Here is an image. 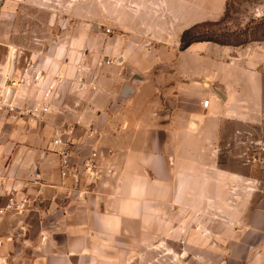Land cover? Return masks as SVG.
Segmentation results:
<instances>
[{
    "label": "crops",
    "instance_id": "obj_1",
    "mask_svg": "<svg viewBox=\"0 0 264 264\" xmlns=\"http://www.w3.org/2000/svg\"><path fill=\"white\" fill-rule=\"evenodd\" d=\"M23 1L0 0V97L17 48L12 106L49 110L30 120L0 109V208L28 200L22 213L0 214V264H264V188L250 185L264 182L255 174L264 164V41L181 47L226 0H108L119 31L108 32V81L91 92L75 59L95 57L96 38L84 36L79 52L20 48L7 8ZM125 75L134 92L120 98ZM46 77L55 97L42 92ZM61 129L82 154L102 153L100 181L60 175L50 143Z\"/></svg>",
    "mask_w": 264,
    "mask_h": 264
},
{
    "label": "rangeland",
    "instance_id": "obj_2",
    "mask_svg": "<svg viewBox=\"0 0 264 264\" xmlns=\"http://www.w3.org/2000/svg\"><path fill=\"white\" fill-rule=\"evenodd\" d=\"M74 2L77 5L75 4L73 7L72 4L74 3L68 5L69 0H24L22 5L16 4L7 8L15 16V29L12 27L11 32L13 31L12 34L14 33L15 35H13L16 36L17 46L20 48L31 47L34 50L46 47L52 49L56 45L60 47L69 45L75 52H79L80 48H83L82 40L84 36L96 38L95 57L90 60H82L77 57L75 61L80 64V71L77 72L78 76L76 77L81 83H83V79L87 78L90 91L98 92L99 85H104L105 80L108 81V32L117 33L119 29L108 21V0H76ZM65 16L68 19H63ZM190 37L194 40H219L233 46L260 44V42L264 41V0H226L222 16L216 21H206L192 26ZM56 60L57 62L54 61L56 65L53 63L51 67L60 65L63 61H59L58 58ZM42 61L34 56V62L37 66L40 67ZM44 61L45 74L47 76L53 75L51 69L47 71L48 63L46 60ZM116 63L121 62L118 61ZM67 76L71 77L72 73L68 72ZM7 77L5 78L4 88L8 87L6 84ZM118 78V85L120 82H126L127 79L126 75ZM134 81L131 80L130 83L137 86ZM127 82L129 81L127 80ZM48 83V77H46L42 92L46 96L55 97L56 88H50ZM34 90L37 95L38 91H41L39 88ZM7 94L8 90L6 89L3 96L5 101ZM258 137H262L261 146L263 147L264 135ZM255 174L258 179L264 181V164L258 166ZM237 185L224 184L226 191L228 186L231 190H234ZM250 185L256 193L261 192L264 188V182L259 184L257 181ZM162 217L168 218L166 215ZM175 218L174 222L176 223L188 221L184 215H177ZM216 218L211 215L207 221L212 224L215 223ZM225 219L228 224H232V216H225ZM197 220L198 217L194 216L193 221L196 222ZM214 237L216 235L210 234L209 239ZM209 249L215 252L217 250L215 246ZM159 252L162 254L164 248L161 247ZM158 264L170 263L166 258L165 260L161 258Z\"/></svg>",
    "mask_w": 264,
    "mask_h": 264
},
{
    "label": "built area",
    "instance_id": "obj_3",
    "mask_svg": "<svg viewBox=\"0 0 264 264\" xmlns=\"http://www.w3.org/2000/svg\"><path fill=\"white\" fill-rule=\"evenodd\" d=\"M204 106L209 105V100H204ZM7 108L9 112H16L18 116L27 119L39 118L43 112L49 110L46 104H24L19 108L12 106V103H6L5 98L0 97V109ZM52 138L51 145L60 159V175L63 178L74 177L77 180L84 179L90 184L100 181L105 173V168L102 166V153L98 149H92L87 154H82L80 149L76 147L72 132H67L64 129ZM1 189V183H0ZM27 199L23 198L21 204H17L13 198H9L4 208H0V214L7 210H15L22 213L25 210Z\"/></svg>",
    "mask_w": 264,
    "mask_h": 264
},
{
    "label": "water",
    "instance_id": "obj_4",
    "mask_svg": "<svg viewBox=\"0 0 264 264\" xmlns=\"http://www.w3.org/2000/svg\"><path fill=\"white\" fill-rule=\"evenodd\" d=\"M17 60H18V49L15 48L13 50L11 66H10V70H9L8 77H7L8 79H7V82H6L7 86L10 87V92L7 94V98H6V102L7 103L12 101V98H13L14 93H15V89L12 88L11 86L13 84L12 77L14 75V72L17 69ZM123 85H124L123 89H122V91L120 92V95H119L120 98H126L129 94L134 92V88L129 83L124 82Z\"/></svg>",
    "mask_w": 264,
    "mask_h": 264
},
{
    "label": "trees",
    "instance_id": "obj_5",
    "mask_svg": "<svg viewBox=\"0 0 264 264\" xmlns=\"http://www.w3.org/2000/svg\"><path fill=\"white\" fill-rule=\"evenodd\" d=\"M190 33H191V28L184 32L182 39H181V47L182 48H186L188 45H190L194 41H199V40H194L193 38H191ZM202 40H204V39H202ZM206 40L215 41V42H218L221 44H228V43L220 42L219 40H214V39H206ZM240 44H242V43H240Z\"/></svg>",
    "mask_w": 264,
    "mask_h": 264
},
{
    "label": "bare ground",
    "instance_id": "obj_6",
    "mask_svg": "<svg viewBox=\"0 0 264 264\" xmlns=\"http://www.w3.org/2000/svg\"><path fill=\"white\" fill-rule=\"evenodd\" d=\"M10 92V87H9V91H8V93Z\"/></svg>",
    "mask_w": 264,
    "mask_h": 264
}]
</instances>
